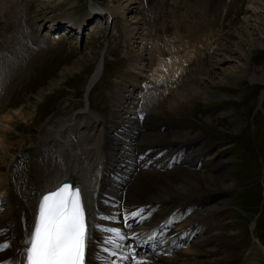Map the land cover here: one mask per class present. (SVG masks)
I'll list each match as a JSON object with an SVG mask.
<instances>
[{
	"label": "rangeland",
	"instance_id": "rangeland-1",
	"mask_svg": "<svg viewBox=\"0 0 264 264\" xmlns=\"http://www.w3.org/2000/svg\"><path fill=\"white\" fill-rule=\"evenodd\" d=\"M94 1L109 10L112 19L95 18L79 29L78 20L88 18L92 10L91 0H0V39L16 34L25 19L31 28L27 43L34 40L32 35L39 40H34L38 48L33 47L34 57L21 63L24 72L11 78L0 100V113L21 108L27 114L25 119L15 116L9 129L0 130V175L17 196L42 137L58 128L57 118L80 107L110 121L116 107L123 113L136 105L139 117L149 116L147 123L153 125L161 104L177 98V92L196 89L198 97L181 113L185 120L165 117L168 131L181 136L183 142L177 145H191L187 152L191 156L195 145L203 146L208 151L206 160L211 161L217 153L211 155L209 150L222 147L215 158L218 161L211 164L222 165L224 176L229 171L227 182L232 180V184L219 191L223 194L219 209L223 210L213 219L211 230L217 228L237 249L229 264H264V32H259L264 27V5L255 11L260 6L256 0ZM57 25L61 28L51 30ZM101 54L102 72L88 94L85 86ZM177 56V61L181 56L186 60L181 72L172 77L155 72L156 62L169 63ZM166 66H161L164 72L169 71ZM146 79L151 84L143 85ZM141 87L146 89L136 93ZM172 114L176 113L167 117ZM201 137L210 148L200 142ZM7 219L0 217V225L4 227Z\"/></svg>",
	"mask_w": 264,
	"mask_h": 264
},
{
	"label": "bare ground",
	"instance_id": "bare-ground-1",
	"mask_svg": "<svg viewBox=\"0 0 264 264\" xmlns=\"http://www.w3.org/2000/svg\"><path fill=\"white\" fill-rule=\"evenodd\" d=\"M256 2H258L260 6H257L254 10L261 11L264 0H256ZM15 9L17 10L19 8ZM16 10L13 9L12 11L17 13ZM9 12L11 13V11ZM96 12V10L93 12L92 10L89 11L87 13L89 14L88 18L83 17L82 20L79 19L77 27L79 26V29H84V23L87 20L99 15L96 14ZM19 13L21 12L19 11ZM19 13L15 14V17H17ZM12 16L13 15H11V18ZM22 19L23 17L21 20ZM10 23L13 22L11 21ZM17 23L19 24V22ZM28 23L30 26H33L31 22ZM71 24L75 26L74 23L71 22ZM19 27L16 34L7 35L5 38L0 39V100L3 98V92L5 93V90L10 86L11 78L24 72V65L27 61L30 62L34 57L33 54L36 53L33 49H38L34 41L36 40L37 43L38 39L33 36L34 40L32 39L27 43L26 38H28L29 29L31 31V28L26 25V22L23 21ZM59 27L60 25H57L56 29H59ZM244 31L246 32L248 30L244 29ZM259 32H264V27H261ZM52 37L43 38L40 41L50 40ZM49 44H42L40 47ZM182 58L183 56L177 61V56L175 60H171L169 63L166 61L163 64L156 62L157 67H155V72L159 73L158 71L161 70V73H164V75L168 72L167 76H175L178 71L181 72L180 70L183 64L186 63V60L184 62ZM21 63H24V65L21 66ZM162 65H167L169 71L164 72V69L161 67ZM101 70L102 65L100 61L98 68L87 84L86 93H89L93 83L99 77ZM159 75L162 76L163 74ZM181 77L183 76H180V79ZM8 79L9 81H7ZM144 83L151 84L149 80ZM152 89L153 87L151 90ZM142 90L141 87L136 93H140ZM126 91H128L127 87L124 92ZM145 92L148 93V91ZM199 93L198 90L193 88L191 93H185V90L177 92V98L175 97L173 100L171 98L169 102H164L165 104L163 103V105L161 104L159 106V111L154 116L155 123L153 125H150L151 122L149 124L147 123L149 116H146L147 118L145 117V119H138V110H134L136 105L129 106L133 110L127 109L123 112H129L128 115H124L120 112V109L116 107L113 118L110 121H103L95 115L86 116L85 112L82 111L83 109L77 113L72 112L57 118L59 122L58 128L54 129L50 134H46L47 136L42 137L36 151L38 154H33L34 161L31 168L19 183L18 195H3L4 198L7 199L6 201L9 206L4 208L3 213L0 214V217L8 218L7 224H5L4 229H1L0 232V243L4 240L3 243L9 244L10 247L4 251H0V264H22L26 233L30 232L33 227L39 197L43 192L55 187L69 174L73 176L76 182H81V184L86 182L88 180L87 174H90V166L96 159L101 160L104 157L107 160L108 166L115 167L117 154L120 152L127 138L129 139V150H132L137 155L148 154V156L144 158V161L150 155L157 154L159 158L158 161L162 158L168 161L169 158H176L177 155H180L182 162L180 164L174 163L171 170H169V168H139L138 170H134L127 183L123 185L122 188L118 189L119 198L115 209L117 212H120L122 208H133L140 204L145 205L140 209V215L138 217L143 219L142 226L146 227H134V232L137 233L150 229L161 221L173 207H183L182 209L178 208L175 212L170 231L174 235H177L181 230L186 229V232L183 234L184 243L180 248L179 246H174L168 253H166V251L161 254L154 252L143 257L142 263H140V260L132 264H229L230 257L237 249L229 243V237H225L217 228L211 230V227L215 226V224H213V219H215L216 216V218H218V215L223 210L219 209L220 207L222 208L221 205L223 204V202L220 201L223 194H220L219 191L221 188H226L232 184V180L227 182V179H230L228 177H231L229 171H225L227 175L224 176L222 175L224 172L222 171V165L211 164V161H218L215 160V158L219 154L221 146L217 147L215 150H209V152H212L211 155L217 153L211 161L210 158L206 160L205 153L208 151L205 150L203 146L196 147L195 145L192 148L194 156H191L192 154L188 155L187 152L191 145H188V143L177 145V142L182 143L183 140L181 141V136L175 132V130L172 129L168 131V123L166 121V118L179 119V122L180 120H185L181 119V113L193 104ZM151 95L155 94L152 93ZM122 97H125V95ZM131 98L132 100L137 99V97ZM138 99H140V97ZM155 100L156 99L152 101L155 102ZM170 112L176 113V117L173 114L172 116L174 117H167ZM160 115L165 116L162 118L159 117ZM15 116L25 119L27 114L22 112L21 108L7 113H0V130L6 131L8 128L7 126ZM151 119H153V116ZM168 122L171 121L168 120ZM185 122L183 123L186 125ZM12 126L14 125L12 124ZM183 129L185 130L184 126ZM179 130L181 131V129ZM1 138L0 134V146L2 145ZM200 142H203L205 147L210 148V146H207L202 140V137ZM63 143L69 144L71 151L69 150V152H66L63 148ZM191 143L194 145L196 141ZM181 149L185 152L180 151ZM199 157L200 159L198 160ZM16 161H12V163H16ZM62 163L65 165L62 166ZM197 163L198 167H196ZM191 165H194V167L189 171L187 167ZM5 182H7L5 176L0 175V188L3 190ZM106 184L104 180L101 182V186ZM207 192H211V194L206 195L205 193ZM150 204L153 206L158 205L155 212L150 211ZM210 205L211 208L212 206L214 207L211 210L208 209ZM184 208L186 209L185 215L182 214ZM205 209L210 212L206 213ZM216 209H218L217 212ZM217 213L219 214L217 215ZM169 240L170 239H166L165 241ZM98 260L99 258L94 256L91 251L89 255V264H97Z\"/></svg>",
	"mask_w": 264,
	"mask_h": 264
},
{
	"label": "snow or ice",
	"instance_id": "snow-or-ice-1",
	"mask_svg": "<svg viewBox=\"0 0 264 264\" xmlns=\"http://www.w3.org/2000/svg\"><path fill=\"white\" fill-rule=\"evenodd\" d=\"M87 234L81 190L65 182L39 200L22 264H85ZM8 247L0 243V251Z\"/></svg>",
	"mask_w": 264,
	"mask_h": 264
}]
</instances>
